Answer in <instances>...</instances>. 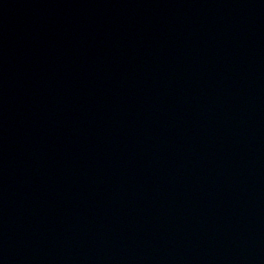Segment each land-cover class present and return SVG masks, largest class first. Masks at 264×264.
<instances>
[{"label": "water", "instance_id": "water-1", "mask_svg": "<svg viewBox=\"0 0 264 264\" xmlns=\"http://www.w3.org/2000/svg\"><path fill=\"white\" fill-rule=\"evenodd\" d=\"M223 264H264V173Z\"/></svg>", "mask_w": 264, "mask_h": 264}]
</instances>
